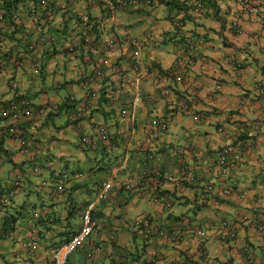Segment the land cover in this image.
I'll use <instances>...</instances> for the list:
<instances>
[{
    "label": "crops",
    "instance_id": "obj_1",
    "mask_svg": "<svg viewBox=\"0 0 264 264\" xmlns=\"http://www.w3.org/2000/svg\"><path fill=\"white\" fill-rule=\"evenodd\" d=\"M87 2L78 0L75 8L87 11L100 25L94 40L88 45L82 43L77 51L79 63L63 61L61 69L76 72L77 77L71 83L91 74L105 60L111 66L115 60L118 63L125 58L132 59L124 43L107 51L106 38L141 39L144 62L155 69L169 68L184 56L191 57L193 62L182 74L181 81L171 83L172 102L163 97L161 82L154 75L142 82L135 129L128 120H119L118 110L113 106L91 108L95 121L102 119L113 129L119 126L123 130L121 149L105 161L100 162L97 157L95 164L88 165L81 158L78 167L71 170L63 161L77 148L65 131L70 129L66 127L70 123L69 115L61 116L64 126L52 127L44 119L37 124L35 138L47 145L44 149L49 154L57 155L58 159L62 157L61 162L54 160V169L83 175L60 182L64 191L52 198L51 205H57L47 210L54 216L55 220L51 218L49 222L52 225L47 230L33 227L39 248L27 253L19 250V243L14 245L15 241L0 240V264H53V250L81 227V213L75 211L71 215V208H84L97 196L100 184L115 175L113 197L99 202L94 212L99 222L97 233L70 256L69 264H264L263 235L258 230L260 223L264 225V0H186V4L155 0L149 9L124 13L108 23L103 12L89 7ZM179 19L184 21L183 27L176 25ZM66 28V40L79 38L80 41L78 34L83 29L78 22H66ZM159 44H170L171 48L162 52L159 47V54L148 48ZM187 44L194 48L190 50ZM46 51L39 53L44 61ZM53 56L51 61L57 58ZM65 56L70 59V55ZM29 70L10 71L5 79L14 78L11 83L15 84L19 78H27ZM106 72L110 81L102 89L112 83L110 67ZM217 85L221 86L220 90ZM71 92L84 96L79 86ZM40 93L43 91H33L32 98ZM45 102L40 95L35 100L39 106ZM184 103L189 105L188 111L182 110ZM166 115L173 117L170 129L155 140L146 122ZM83 123L82 131L91 133L89 121ZM221 127L225 133L219 132ZM53 129L62 133L60 138ZM231 132L235 138L228 136ZM58 139L61 142H55ZM12 141L8 146L19 145L18 140ZM12 147V154L21 158ZM224 147L230 148L229 160L221 166L218 162ZM148 152L157 155L159 161L148 162L147 170H160L165 177L179 176L182 170L186 171L182 185L165 179L160 186L173 200L172 210L155 204L157 185H149L142 178V160ZM124 158L128 159L129 169L121 172L118 166ZM100 168L105 169L102 171L108 177L93 181L91 176ZM51 172L49 169L46 180L49 185H55ZM123 181H130L132 189H121ZM33 183L30 181L29 186ZM207 185L213 186V192L208 195L209 203L201 204ZM225 189H230L231 194L224 195ZM20 198L19 203L27 199ZM142 217L152 218L168 233L167 237L147 236L139 225ZM225 222L237 233L229 242L218 236ZM199 230L206 232L204 238L199 236Z\"/></svg>",
    "mask_w": 264,
    "mask_h": 264
},
{
    "label": "trees",
    "instance_id": "obj_2",
    "mask_svg": "<svg viewBox=\"0 0 264 264\" xmlns=\"http://www.w3.org/2000/svg\"><path fill=\"white\" fill-rule=\"evenodd\" d=\"M184 1L173 0L168 4H183ZM242 1L246 2L247 0ZM66 4L67 0H0V80L5 79L10 71L15 73L19 69L28 68L31 69L29 72L33 77L46 76L49 69L48 64L53 62L51 61L54 58L53 55L62 54L65 56L67 54L72 56L74 52L77 53L81 48L79 38L66 40L65 36L67 33L66 22H78L73 16L74 10ZM57 20L58 24L56 23ZM78 26L83 29L82 33L78 34V36H81L85 33V27L79 22ZM61 34H63V37H58ZM31 46L33 47L32 51ZM187 46L190 49L191 44H187ZM105 49L109 52L112 51L108 45L105 46ZM42 50H47L45 59L50 61L49 63H46L43 56L39 54ZM25 53L30 55L31 58H24ZM13 59L16 62H13ZM126 60L129 64L131 63L127 58L119 62L125 65ZM120 64L117 63V60L113 61L111 70L113 73L110 76L112 83L110 85L102 89L104 84L110 81V78L107 80V75L99 79L100 83L97 81L95 84L96 89H102L101 97L95 99V106H107L112 99L113 103H121V100L125 99V92H130L129 87L132 84L122 77L123 67L119 66ZM30 74L28 73V76H31ZM13 79H8L10 90L14 88L13 83H11ZM66 85L71 90L73 87L77 88V82H67ZM17 90L19 88L14 92ZM115 93H117L116 96ZM32 97L33 92L31 94L30 91L27 94H16L15 98L21 102V112L18 115L20 123L16 121L13 125L9 124L10 122L0 125V171L3 173L4 166L7 164L11 166L8 181H3L5 173L0 174V240L15 241L14 245L19 243L20 248L18 249L27 253L32 251L30 243L36 235L33 227L47 230L49 225H52L49 222L51 218L54 219V216H50L47 210L57 205L52 206L54 204L52 198L59 197L64 191V187L60 182L75 175L79 177L82 173L66 170L57 172L54 169V160L58 159V156L45 151L44 147L47 145L42 140L35 138L33 133L37 125H35L36 127L31 125V118L26 113L31 111L34 115H39L38 120L34 121L39 123L44 119L50 121L53 127L63 114H68L71 120V118L75 119L73 114L75 113L77 119H81L78 117L79 115L87 116V106L94 107V105L87 103L88 99L85 96L80 97V95L73 92L67 97L57 96L56 99H49L41 106L36 105L35 99ZM43 109V113H40ZM61 125L64 126V123L61 122ZM9 126L15 128V131L12 132ZM66 127L75 131L76 138L78 137L77 148L86 157H92L91 164H95L97 157L101 156V159L98 158L101 162L113 155L115 146L112 130H108L105 138L94 137L93 141H97L95 144H86L82 143L85 134L82 131L80 121L77 120L76 123L69 124ZM60 129L58 127V130ZM12 140H20L21 143L18 146H8V142ZM11 147L15 149L16 154L18 153L21 158H17L16 155L12 154ZM59 159L61 160L62 157ZM63 161H66V159L64 158ZM66 163V166H69L67 161ZM49 169L52 171L50 173L51 179L55 181L53 184L57 183L55 185H49L48 180H46ZM102 170L105 169H99V171ZM33 174L40 177V181L29 186L30 177ZM149 177L155 178V174L152 173ZM164 180L154 181L149 185L156 184L157 187L155 188L165 194L166 192H162L160 189ZM20 197H26L27 199L19 203ZM30 197H33L34 200H29ZM82 210L83 207L77 208L75 206L71 208V215L75 211L76 213H82ZM58 220L59 217H57ZM16 234L18 236L14 239Z\"/></svg>",
    "mask_w": 264,
    "mask_h": 264
},
{
    "label": "built area",
    "instance_id": "obj_3",
    "mask_svg": "<svg viewBox=\"0 0 264 264\" xmlns=\"http://www.w3.org/2000/svg\"><path fill=\"white\" fill-rule=\"evenodd\" d=\"M107 5L110 6L111 9H114L115 7L113 6L112 2L110 0H103ZM172 1V0H171ZM131 4L136 5L137 2H131ZM117 41L115 39H108L107 40V45L110 48H113L117 45ZM126 44L131 48L132 50V61L130 64H128L129 68L134 72V77L131 76L129 73V70H127V67L124 65H119L123 67L122 70V77L125 80H133L134 81V91L132 94V98L130 99V111L123 110L121 113L125 117H133V114L135 110L137 109L138 105V98L140 97L142 91H141V83L144 79H147L149 77H152L153 75L155 76L156 79L162 82V90L165 93V95L169 96L170 92L168 87V84L171 80L175 81H181L182 80V74L183 72L187 69L192 64V60L187 57H182L180 58L172 67L166 70H156L154 71L150 66L146 65L144 61L142 60V43L139 39L129 37L126 39ZM192 48V46L190 47ZM24 58H29L28 54H24ZM28 61V59H27ZM13 62L14 61L13 59ZM154 71V72H153ZM104 71L102 69L97 70L93 75L87 76L81 83L82 87L84 90H86L89 94H92L93 96H96V90L94 89L95 83L104 76ZM217 89H221L220 85H217ZM182 108L184 110L187 109V105H182ZM40 113H43L42 111ZM30 116L31 121L38 120L39 115H34L33 112H28L26 113ZM1 118V117H0ZM13 119L10 120L9 124H12L16 121L20 123L18 115L15 117H12ZM134 118V117H133ZM195 119L198 120L199 118L195 116ZM1 124H6V119L2 118L0 119ZM171 123V117H163V118H154L150 119L147 122V126L150 129V134L154 137L157 138L161 134L167 132L169 130ZM12 126V125H11ZM9 126V129L13 132L15 131V128H11ZM108 128L107 127H100L99 128V134L98 138H105L108 134ZM219 132L225 133V130L223 127L219 129ZM234 135L233 138H235V133L231 132L228 134V136L232 139V136ZM84 142L86 143H93L95 144L96 141H93V138L87 137L84 139ZM229 152L230 148L229 147H224L221 151V155L219 157V164L221 166H225L229 160ZM183 175L185 172L182 173ZM157 177L159 175L157 174ZM112 188L111 183H106L103 185L101 189V193L99 195V199H107L109 196V192ZM205 191L208 193H211L213 191V186L212 185H207L205 188ZM224 195H230L231 190L230 189H225L223 190ZM207 198H203V202L207 203ZM156 202L157 203H164L166 206L171 207V202L168 200L167 197L157 195L156 196ZM96 207V202H91L86 209L83 212L82 215V224L80 231L76 233L68 242L62 244L59 248H57L54 251V264H68V260L70 255L75 252L77 249L83 247L89 237H91L93 234L97 232L98 228V223L97 220L94 219L93 217V212ZM139 225L143 228L144 232L146 235H154V234H163V232L159 231V228L154 224L149 218H143L139 221ZM259 232L263 235V244H264V225L262 223L259 224L258 226ZM199 235L201 237H204L206 234L204 231L199 230ZM218 236L222 241L228 242L230 240H233L236 238L237 233L236 231L232 228L230 223L225 222V224H222V226L219 229ZM37 247V242H33L30 245V248H36ZM181 264H186V263H181Z\"/></svg>",
    "mask_w": 264,
    "mask_h": 264
},
{
    "label": "clouds",
    "instance_id": "obj_4",
    "mask_svg": "<svg viewBox=\"0 0 264 264\" xmlns=\"http://www.w3.org/2000/svg\"><path fill=\"white\" fill-rule=\"evenodd\" d=\"M78 1V0H77ZM76 1V2H77ZM111 2H112V4H113V6L115 7L114 9H111L110 8V6L109 5H107L103 0H88V2H87V4H88V6L89 7H91V8H95V7H97V8H99L100 9V11L101 12H103V14H104V16H105V19H104V21H106L107 23L108 22H112V21H114V19H115V17L117 16V14L118 13H120V12H124V13H134V12H139V11H143V10H146V9H149V8H151L152 6H154V4H155V0H110ZM134 1H136L137 2V4L136 5H133V4H131V2H134ZM163 1H165V2H170L171 0H163ZM173 1V0H172ZM76 2L74 3V4H72V3H70V1L69 0H67V4L66 5H69L70 6V8H72L74 11H73V13H74V18H76V20L81 24V25H83L84 27H85V33H83V35H81V36H79L80 37V42H81V46H82V43L84 44V45H88V44H90L93 40H94V36H95V34H96V32H97V28H99V25H100V23L98 22L99 20L97 19V18H95V17H93L91 14H89L87 11H78L76 8H75V4H76ZM184 2H186V0L184 1ZM198 10V9H197ZM176 25L178 26V27H183V25H184V21L183 20H181V19H179V20H177L176 21ZM129 37H133V38H137V37H135V36H127V37H125V38H123L122 40L121 39H116V38H106V40H105V46H107V40L108 39H115L118 43H117V45L119 44V43H124L129 49H130V47L126 44V39L127 38H129ZM137 39H139V38H137ZM140 41H141V43H142V51H143V41L141 40V39H139ZM116 45V46H117ZM115 46V47H116ZM192 46V48H190V50H192L194 47H193V45H191ZM30 49H31V51L33 50V47L31 46L30 47ZM112 49V48H111ZM131 53V57H132V50L130 51ZM40 54H41V52H39ZM25 54H27V53H25ZM72 56H74L75 58H76V53L74 52L73 53V55ZM72 56H70V57H72ZM28 57L29 58H31L30 57V55H28ZM184 57H187V58H190L191 60H192V58L191 57H189V56H184ZM142 60L144 61V59H143V53H142ZM179 60V58L177 59V61ZM130 61H132V59L130 60ZM176 61V62H177ZM175 62V63H176ZM193 62V61H192ZM121 62H118V64H120ZM145 64H146V62H144ZM174 63V64H175ZM99 64V63H98ZM110 64H111V62H109L108 60H105V62H104V64L103 65H100V66H98V67H96L95 68V70L91 73V74H89V75H87V76H90V75H93L97 70H99V69H102L103 71H104V74L105 75H107V72H106V69L104 68V67H106V66H108V67H110V69L112 70V65L110 66ZM128 64H129V62L128 61H126L125 62V65L124 66H126L127 67V70H129V73L131 74V76L132 77H134L135 75H134V72L129 68V66H128ZM173 64V65H174ZM120 65H122V64H120ZM146 65H148V66H150L154 71H156V70H166V69H169L170 67H172V66H170L169 68H164V69H155V68H153V66H151V65H149L148 63L146 64ZM153 71V72H154ZM184 73V72H183ZM87 76H85V77H82L81 79H79L78 81H76L77 82V86H79L81 89H82V91H83V94H84V96H85V98L86 99H88L87 100V103H89L90 105H94V107H95V99L97 98V97H101V90L102 89H96L95 88V85H94V89L96 90V93H97V95L96 96H93L92 94H89L86 90H84L83 89V87H82V85H81V83H82V81L87 77ZM149 78H151V77H149ZM155 78V77H154ZM148 79V78H147ZM144 80H146V79H144ZM143 80V81H144ZM126 81H128V82H131V84H132V86L131 87H129V89H130V92L129 93H126L125 92V99H123V100H121V103H113L112 102V100H110L109 102V104L107 105V106H113L116 110H118V115H119V120L120 119H123V120H128L129 122H130V125L132 126V128H134L135 129V124H136V118H137V112H138V110H139V106H140V99H141V97H142V93H143V90H142V83H141V91H142V93H141V95H140V97L138 98V105H137V109L135 110V112H134V114H133V117H127V116H123L122 115V111L123 110H127V111H130V109H131V107H130V99L132 98V94H133V91H134V86H135V84H134V81L133 80H126ZM142 81V82H143ZM159 81V80H158ZM98 82H99V80H98ZM161 82V81H160ZM172 82H175V80H171L170 82H169V84H168V89H169V92H170V95L169 96H167V95H165V93L163 92V90H162V82H161V87H160V91H161V93H162V95H163V97H165L166 98V100H168V101H170V102H172L173 101V91H172V89H171V87H170V85H171V83ZM177 82V81H176ZM97 83V82H96ZM95 83V84H96ZM100 83V82H99ZM109 90H112V89H109ZM131 90H132V93H131ZM116 94L117 93H115V96H116ZM126 104V105H125ZM182 105H187V109L186 110H184L183 108H182ZM88 108V109H87ZM90 108V109H89ZM91 108L92 107H90V106H87L86 107V109H87V116L86 115H79L78 117L79 118H81V119H77V117H76V115L74 116L75 117V119L74 118H71V120H69V121H71L69 124H72V123H76L77 122V120L78 121H80L81 122V125H82V122H85L86 120H88L89 121V125L92 127V129H91V133H87V132H85V131H83V133L85 134L84 136L85 137H83V140H82V143H86V142H84V139L85 138H87V137H90V138H94V137H97L98 138V134H99V128L100 127H107L109 130H112V133H113V142H114V146H115V149H114V153H113V155L114 154H116L120 149H121V145H122V137H123V130H122V128H120L119 126H115L114 127V129L111 127V125H109L108 123H106V122H104V120H102V119H100L99 121H95V119L93 118V116H92V112L94 111V110H92V112L90 111L91 110ZM181 108H182V110L183 111H188L189 110V105L188 104H186V103H184V104H181ZM86 116V117H85ZM169 117H171V123H172V120H173V117L172 116H169ZM158 118H163V117H158ZM150 119H154V118H150ZM150 119H148V121L150 120ZM92 120V121H91ZM147 121V122H148ZM147 122H146V126H147ZM171 123H170V126H171ZM38 123H37V121H31V125L32 126H35V125H37ZM84 124V123H83ZM36 127V126H35ZM82 127H83V125H82ZM148 127V126H147ZM169 129H170V127H169ZM149 132H150V130H149ZM168 132V131H167ZM166 133V132H165ZM165 133H163V134H165ZM163 134H161V135H163ZM151 135V134H150ZM160 135V136H161ZM159 136V137H160ZM151 137L153 138V139H158L159 137H157V138H154L152 135H151ZM116 139V141H114ZM97 142V141H96ZM19 144L21 143V141L19 140V142H18ZM86 144H91V143H86ZM139 146H141V144H139ZM178 154V153H177ZM150 161H156V162H158L159 161V158H158V156L157 155H155V154H153L152 152H148V153H146L145 154V156H143V160H142V163H143V168H144V170L142 171V178H144L147 182H154V181H157V182H159V180H161V179H170L171 181H173L176 185H182L183 183H182V181H183V178L185 177V174H186V171H184V170H182L181 171V173H179V176H172V177H165V176H163V174L161 173V171L160 170H157V169H153V170H151V171H149V170H147V167H146V165L148 164V162H150ZM128 169H129V164H128V159L127 158H124V159H122V161L120 162V164H119V166H118V170L119 171H121V172H126V171H128ZM99 172V171H98ZM183 172H185V174L183 175L182 173ZM152 173H154L155 174V178L154 177H149V175L150 174H152ZM157 174L159 175V177H157ZM83 174H80L79 175V177L80 176H82ZM106 183H111L112 184V188H111V190H110V192H109V196H108V198L107 199H99V195H100V193H101V189H102V187H103V185L104 184H106ZM115 187H116V175L115 176H112V177H109V178H107L106 180H104L101 184H100V186H99V188H98V191H97V196L93 199V200H91L89 203H88V205L91 203V202H96V206L98 205V203L99 202H101V201H104V202H106V201H110L111 200V198L113 197V194L115 193ZM120 188L121 189H125V190H130V189H132V183L130 182V181H123V182H121V184H120ZM155 190H157V193H155V204L156 205H159V206H162V207H165L166 209H168V210H172L173 209V206H174V203H173V200H171L167 195H165V194H163V193H161V192H159V190L158 189H155ZM213 192V191H212ZM211 192V193H212ZM205 193L206 194H204L202 197H201V204H208L209 203V197H208V195L210 194V193H208V192H206L205 191ZM157 195H163V196H165V197H167L168 198V200L171 202V207H168V206H166V204H164V203H157L156 202V196ZM204 197H206L207 198V203H204L203 202V198ZM87 205V206H88ZM87 206H85L84 208H83V210H82V213H81V224H82V215H83V212H84V210L86 209V207ZM95 210H96V207H95ZM95 210H94V212H95ZM94 212H93V217H94V219L95 220H97L96 218H95V216H94ZM143 218H149L154 224H156L155 223V221L152 219V218H150V217H142V218H140V220L141 219H143ZM97 223H98V227H99V222H98V220H97ZM156 226L159 228V231H161V232H163V234H154V235H150V237H152V236H161V237H167V235H168V233H166V231L163 229V228H161V227H159L157 224H156ZM81 228V227H80ZM80 231V230H79ZM78 231V232H79ZM97 231H98V228H97ZM77 232V233H78ZM205 232V231H204ZM97 233V232H96ZM198 234H199V231H198ZM205 234H206V232H205ZM147 236H149V235H147ZM200 236V235H199ZM206 236V235H205ZM204 236V237H205ZM201 237V236H200ZM204 237H201V238H204ZM71 239V238H70ZM69 239V240H70ZM69 240H67V241H65L64 243H66V242H68ZM231 241V240H230ZM33 242H37V247L36 248H32V251H34V250H36V249H38L39 248V242L36 240V239H33L32 240V242L31 243H33ZM229 242V241H228ZM31 243H30V245H31ZM64 243H62V244H64ZM61 244V245H62ZM61 245H59L57 248H59ZM57 248H55L54 250H53V255H54V251L57 249ZM78 250V249H77ZM76 250V251H77ZM74 253V252H73ZM72 253V254H73ZM71 254V255H72ZM53 255H52V258H53ZM70 255V256H71ZM69 259H70V257H69ZM182 263H186V264H188L187 262H182ZM53 264H54V258H53ZM68 264H69V260H68ZM181 264V263H180Z\"/></svg>",
    "mask_w": 264,
    "mask_h": 264
},
{
    "label": "rangeland",
    "instance_id": "obj_5",
    "mask_svg": "<svg viewBox=\"0 0 264 264\" xmlns=\"http://www.w3.org/2000/svg\"><path fill=\"white\" fill-rule=\"evenodd\" d=\"M70 3L74 4L77 0H69ZM166 10H168L167 7H164ZM122 14H124V12H120L119 14H117V18H121ZM59 34V33H58ZM58 37L62 38L63 34H61L60 36L58 35ZM160 47V49L162 50V52H167V50H169L171 48V45L168 44H159V46H155V45H150L148 48L152 49V50H156L155 53H160L158 48ZM67 61L69 62H73V63H79L75 57H70V59L66 58V56L59 54L57 56V58H55V60L51 63H49L50 61L45 60V62H48V68L50 69L49 72H47L46 76H36V77H31V76H27V78L22 77L19 78L17 80V83L13 84L14 88H12V90H10V87L8 85V80L6 79H1L0 80V119L5 118L6 119V124L12 120V117H15L17 115H20L21 112V102L19 101V99L15 98L16 94H27L28 91H30V93L32 94L33 91L36 90H42L43 93L39 94L40 98L44 97L46 99V101H48L49 99H56L57 96H61V97H67L68 95H70L71 93V89L66 87V85H64L63 87L60 85L62 83H66V82H70L72 79H76L77 75L76 72H66L64 71L62 68L63 66V61ZM105 69H108L109 67L106 66L104 67ZM58 84V86H57ZM16 92H14L16 89H18ZM37 98L38 96L35 98L36 102H37ZM11 103H13V105H11ZM170 115H166L163 117H169ZM61 120V119H60ZM60 120H57L56 125L61 124ZM1 125V123H0ZM13 125V123H12ZM82 125L84 126L83 122ZM14 127V126H13ZM68 135H69V139L73 142L77 143V138L75 135V131L68 129L65 130ZM52 132H54V134L60 138L62 133H59L58 130H52ZM60 141L59 139L56 140L55 142ZM61 142V141H60ZM66 144H68L66 141H64ZM9 143V142H8ZM56 145V144H54ZM72 147V146H71ZM73 148V147H72ZM73 155H66L65 159L68 162L70 169L74 170L78 167L79 163L81 162L79 159L81 158H85V164L90 165L91 163V159L92 157L88 158L86 157L78 148H73ZM59 153V151L57 152ZM101 159V156L98 157ZM58 162H61L60 159H57ZM11 171V166L10 165H5L4 166V176H3V181L7 180L10 177L9 172ZM2 173V172H1ZM2 173V174H3ZM108 177V174L106 171H100L98 172L96 175H93L92 180L93 181H102L104 178ZM40 177L36 176L35 174L31 175L30 177V181H33L34 183H37L39 181ZM192 214V212H191ZM194 215V213H193ZM192 215V216H193ZM190 216V215H189Z\"/></svg>",
    "mask_w": 264,
    "mask_h": 264
}]
</instances>
